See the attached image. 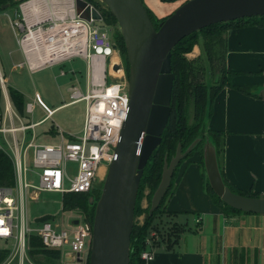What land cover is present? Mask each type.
I'll return each mask as SVG.
<instances>
[{
    "label": "built area",
    "instance_id": "1",
    "mask_svg": "<svg viewBox=\"0 0 264 264\" xmlns=\"http://www.w3.org/2000/svg\"><path fill=\"white\" fill-rule=\"evenodd\" d=\"M56 4L65 7L66 13L39 21L34 28L37 23L27 24L25 18L24 23L14 21L13 26L24 31L17 38L24 61L16 66L27 65L34 70L75 57L83 58L87 65L85 91L71 85L68 102H85L82 128L77 134L60 133L57 143L36 141L35 127L50 118L54 110L48 109L38 121L23 123L0 71V151L10 158L14 171L13 184L0 185V248L7 250L0 264H39L30 253L32 236L38 238L42 248L58 249L62 257L69 254L74 263L87 264L83 253H89L92 223L81 213L73 218L77 223L72 219L67 226L56 225L48 219L31 222L25 210L26 199L36 197L40 191L62 195L90 192L98 182H103L128 111L127 80L113 77L110 72L114 61L120 68L122 64L109 28L102 24V19H93L91 15L89 19L80 17L74 0L69 5ZM36 100L25 105L24 110L32 112ZM70 163L75 164L73 172L68 167ZM32 177L37 179L36 183ZM147 245L141 252L145 263L153 256L150 240Z\"/></svg>",
    "mask_w": 264,
    "mask_h": 264
},
{
    "label": "water",
    "instance_id": "2",
    "mask_svg": "<svg viewBox=\"0 0 264 264\" xmlns=\"http://www.w3.org/2000/svg\"><path fill=\"white\" fill-rule=\"evenodd\" d=\"M110 11L123 38L128 63L129 106L119 133L115 156L108 166L94 205L88 264H129L130 235L134 208L143 169L154 149L171 111L174 74L171 50L183 37L205 26L238 18L264 16V0H186L155 28L141 0H100ZM80 17L101 20L99 10L87 0H74ZM9 3L0 5L1 9ZM264 99V85L256 91ZM185 149L177 145L174 156L165 161L160 182L149 207L152 213L166 193L175 168L197 144ZM203 162L208 184L228 206L244 213L264 214V196L233 192L225 185L213 144H203ZM77 223V219L72 220ZM74 263L71 255L63 256Z\"/></svg>",
    "mask_w": 264,
    "mask_h": 264
},
{
    "label": "crops",
    "instance_id": "3",
    "mask_svg": "<svg viewBox=\"0 0 264 264\" xmlns=\"http://www.w3.org/2000/svg\"><path fill=\"white\" fill-rule=\"evenodd\" d=\"M144 1L154 9L148 0ZM178 1L180 4L183 2ZM2 14L8 16L6 29L11 31L16 43L14 48L7 50L8 54L13 55L11 68L18 70L27 67L29 72L43 69L16 66L24 61V54L17 42L12 14L10 16L6 10L0 11V16ZM223 37L226 68L242 73L260 70L261 74L251 76L250 81L264 85V18H258L255 24L230 28L223 33ZM2 40L0 37V46L9 47ZM241 61H248L259 68L254 71L241 70L237 65ZM113 68L116 71L119 68L116 61ZM70 70L75 69L71 67ZM123 72L122 69L113 77ZM236 76L233 77L234 83L245 84ZM207 126L224 132L219 168H222L226 181L237 190L264 195V99L225 86L214 98ZM53 130L54 133L50 132L52 135L71 134L57 126ZM199 158L197 153L195 159H187L179 167L174 192L166 201V210L176 212L172 216L173 221L186 224L189 230L171 249L163 244L151 248L153 256L146 264H264V214L224 211L213 203L204 190Z\"/></svg>",
    "mask_w": 264,
    "mask_h": 264
},
{
    "label": "trees",
    "instance_id": "4",
    "mask_svg": "<svg viewBox=\"0 0 264 264\" xmlns=\"http://www.w3.org/2000/svg\"><path fill=\"white\" fill-rule=\"evenodd\" d=\"M88 1L92 2L91 0ZM7 2L11 6L13 0H0V5ZM93 5L96 8L98 6L95 4ZM145 8L155 28L158 27V23L160 21L167 17L156 18L152 15V12L148 9V7L145 6ZM97 9L102 15V20L105 21L108 25L116 24L114 17L107 9V7H98ZM258 18H264V16L244 17L235 20L210 24L183 37L172 48L171 71L174 74V79L172 83L170 99L171 111L166 126L161 134V142L154 149L150 158L148 159L140 179L134 208V217L136 218L142 213H144V217L142 221H135L132 226L129 247V264H146L144 259L141 258V252L148 248L147 240H150L151 247H156L163 244L165 248L171 249L175 244L178 243L181 235L185 231L189 230L187 229L186 224L173 221L172 216H174L176 212L166 210V201L174 192L175 178L177 176L178 165L181 163V161L175 168L170 181V185L166 193L162 197L158 207L152 213H149L151 197L160 182L163 164L165 161L169 162V160L174 156L178 144H180L182 146V149L185 150L192 143V141L199 138L196 146L184 158L189 157L191 154L197 151L200 156L198 163L201 168V176L203 178V181L205 178V190L211 197L213 203L221 206L224 211L242 212L225 204L220 199V197H218L213 192L210 185L208 184L207 177L204 176L203 144L206 139H209L211 141L215 149L217 161L220 165L224 148V132L209 128L207 126V122L212 114L214 98L223 87L227 86L241 91L245 94L258 97L256 91L261 86L260 83L236 84L233 82V77L241 74L242 72L228 70L226 68L224 64L225 38L223 37V33L226 30L230 28H237L240 26L258 23ZM200 36H202L201 38L206 39L207 42L210 43V47L207 48L208 58H211V60L217 58L221 61V76L218 82L212 86H206L201 82L191 83L188 81L189 65L183 55L192 50L193 46L197 44ZM114 40L115 46L119 50L120 56L122 57L121 59L123 61L122 63L124 64L123 66L127 77L128 63L126 59L125 45L119 30H116L114 32ZM7 91L13 106L20 113H23V94L18 89L10 86L7 87ZM190 96L192 97L194 104V115L192 122L188 121V111L186 105L187 100ZM1 98L2 91L0 88V100ZM51 132L54 133V131ZM220 172L225 185H227L233 192L249 196H260L259 194L254 192H245L233 188L224 178L222 168H220ZM13 182L14 171L12 161L7 155L0 151V185H11L13 184ZM145 188L148 189L145 197L149 202V206L142 209L139 205V202ZM99 193L100 190L97 189V187L92 191L85 193H65L62 196V208L63 210H78L79 213L85 216L86 220L92 223L94 215V205L90 204L89 198L93 197L94 199H97ZM47 219L48 218H46V215L45 217L41 216V218L37 220V222ZM152 231H154L156 237L154 235H151ZM30 244V253L33 256L36 254L42 255L43 258H45L43 261L44 264H58L57 260H59V258H62L60 250L42 248L40 245V241L34 236H32ZM6 253V249L0 248V261L6 256ZM88 257L89 253L87 256V260ZM35 262H40L39 264L42 263L38 260H36Z\"/></svg>",
    "mask_w": 264,
    "mask_h": 264
},
{
    "label": "rangeland",
    "instance_id": "5",
    "mask_svg": "<svg viewBox=\"0 0 264 264\" xmlns=\"http://www.w3.org/2000/svg\"><path fill=\"white\" fill-rule=\"evenodd\" d=\"M30 0H13L12 5L0 11L6 10L7 13L12 14V21L18 20L21 23H24V18L27 21V24H35L32 28L39 25V21H48L55 17H61L66 13V8L58 7L55 4H52L50 0L43 1L42 5L33 6L30 8L29 12L25 13L21 7L24 2H29ZM93 4L98 5L97 8L106 7L100 0H91ZM143 4L148 7L144 0ZM149 3L154 7V9L148 7V9L152 12V15L156 18L166 17L169 13H172L179 5L180 1H163V0H148ZM19 2V3H18ZM18 3V4H17ZM63 5H69L64 3ZM52 10V11H51ZM50 11V12H48ZM29 13V14H28ZM50 15V16H49ZM52 16V17H51ZM0 26H2V30H0V37L3 39L2 41L9 47L0 46V71L6 80L7 87H13L20 90L23 93L24 106L28 103H32L33 99H37V103L33 106L32 112H26L25 110L21 113V119L23 123H30L32 121H38L45 116L48 109L51 110L56 106L68 102L70 100L69 97V87L71 85L79 86L82 91H85L86 86V77H87V65L83 58L75 57L73 59L67 60L60 64L61 66H48L41 70L35 72H29L27 67L23 69L13 70L11 68V60L13 55L7 53L8 48H14L16 45L15 40L12 36L10 30L6 29V22L8 16L2 14L0 16ZM102 24L107 26L110 30L111 37L114 41V32L119 30L117 24H107L102 20ZM9 26V25H8ZM1 29V27H0ZM17 31L18 38L24 33V31H20L17 27H15ZM120 32V31H119ZM200 36L197 44H195L191 51L185 53L183 56L186 58V61L189 65L188 71V81L191 83L201 82L206 86H212L216 84L221 76V66L220 59L208 58L207 48L210 47V43L207 42L206 39L201 38ZM19 53V52H18ZM20 54V53H19ZM18 54V56H19ZM120 54V53H119ZM20 58V56H19ZM120 58H122L120 56ZM121 64L123 69V73L120 74L122 79H126V74L124 70V64ZM71 61L69 64L66 62ZM248 61H241L237 65L241 70L244 71H254L258 69V65L250 64ZM64 64V65H63ZM73 67L75 70H70ZM118 69L116 75L121 73V70ZM63 70L64 73H61ZM261 71L259 70L256 73H241L237 75L240 77L241 82L251 83V76H259ZM124 76V77H123ZM236 76V77H237ZM234 79V78H233ZM232 79V80H233ZM111 80L108 77V81ZM187 111H188V121H193L194 115V104L192 97L190 96L187 100ZM85 111V102L78 101L74 103L67 104L56 109L50 118L42 122L40 125L35 127V132L37 135L36 141L40 143H57L60 141V134L52 135L50 134L56 126L66 133L77 134L80 132L82 128L83 118ZM59 130V129H58ZM53 133V132H51ZM27 135H30V131L27 132ZM66 136V135H65ZM197 151L191 154L187 158L181 159V163L178 165L179 167L187 161V159H195L197 157ZM71 172H73L75 168V164L70 163L68 165ZM178 174V171H177ZM204 176H206V172L204 169ZM31 180L36 183L37 179L32 177ZM176 180V178H175ZM205 183V178L203 181V186ZM103 182H98L96 184L97 189L100 190L102 188ZM205 190V186H204ZM148 192V189L145 188L143 195L140 198L139 205L142 209L149 206V202L147 201L145 195ZM206 192V190H205ZM100 194V193H99ZM29 195V193H28ZM96 195V194H95ZM62 194L57 192H47L40 191L36 197L26 199V214L27 219L29 221H37L41 218V216L46 215L48 220L53 221L56 225L59 226H67L71 222V220L75 217L79 216L78 210H63L62 208ZM99 197V196H98ZM98 199V198H97ZM150 207V206H149ZM144 217V213L140 214L136 218L135 221H142ZM154 233V231H152ZM156 237V235L154 234ZM87 251H84L83 256L87 257ZM34 261H41V264H44L42 255L36 254L32 255ZM36 259V260H35ZM40 263V262H39ZM58 264H66L63 260V257L57 260Z\"/></svg>",
    "mask_w": 264,
    "mask_h": 264
},
{
    "label": "bare ground",
    "instance_id": "6",
    "mask_svg": "<svg viewBox=\"0 0 264 264\" xmlns=\"http://www.w3.org/2000/svg\"><path fill=\"white\" fill-rule=\"evenodd\" d=\"M41 1V2H40ZM43 1H46V0H30L29 2H24L22 5H21V7H22V9H23V11L25 12V13H27V12H29V10H30V8L31 7H33V6H36L37 7V5H39V4H41V3H43ZM50 2L52 3V4H55V5H57L56 3H61V4H63V3H67V4H70L71 3V0H50ZM52 11V10H51ZM48 12H50V11H48ZM51 13V12H50ZM29 14V13H28ZM50 16V15H49ZM52 17V16H51ZM114 63V62H113ZM112 66H113V64H112ZM112 66H111V70H110V72H111V74L112 75H114V74H116V69L115 68H113L112 69Z\"/></svg>",
    "mask_w": 264,
    "mask_h": 264
}]
</instances>
